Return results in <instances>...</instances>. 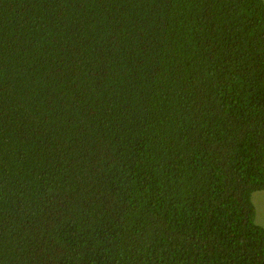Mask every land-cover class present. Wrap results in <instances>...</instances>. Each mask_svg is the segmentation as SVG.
I'll use <instances>...</instances> for the list:
<instances>
[{
  "label": "trees",
  "instance_id": "trees-1",
  "mask_svg": "<svg viewBox=\"0 0 264 264\" xmlns=\"http://www.w3.org/2000/svg\"><path fill=\"white\" fill-rule=\"evenodd\" d=\"M264 0H0V264H264Z\"/></svg>",
  "mask_w": 264,
  "mask_h": 264
},
{
  "label": "rangeland",
  "instance_id": "rangeland-1",
  "mask_svg": "<svg viewBox=\"0 0 264 264\" xmlns=\"http://www.w3.org/2000/svg\"><path fill=\"white\" fill-rule=\"evenodd\" d=\"M252 202L256 209V222L264 227V190L255 191Z\"/></svg>",
  "mask_w": 264,
  "mask_h": 264
}]
</instances>
